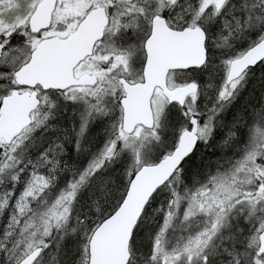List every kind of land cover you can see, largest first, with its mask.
<instances>
[{"label": "snow or ice", "instance_id": "snow-or-ice-1", "mask_svg": "<svg viewBox=\"0 0 264 264\" xmlns=\"http://www.w3.org/2000/svg\"><path fill=\"white\" fill-rule=\"evenodd\" d=\"M0 264H264V0H0Z\"/></svg>", "mask_w": 264, "mask_h": 264}]
</instances>
